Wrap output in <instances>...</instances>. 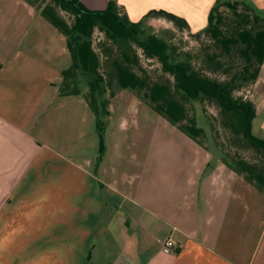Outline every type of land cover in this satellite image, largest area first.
<instances>
[{"label":"crops","instance_id":"obj_1","mask_svg":"<svg viewBox=\"0 0 264 264\" xmlns=\"http://www.w3.org/2000/svg\"><path fill=\"white\" fill-rule=\"evenodd\" d=\"M114 1L132 23L161 13L147 21L158 33L195 40L218 0ZM70 66L36 8L0 0V264H264V192L179 129L176 143H142L136 118L133 142L118 134L98 166L86 90L61 93ZM246 93L264 140V64Z\"/></svg>","mask_w":264,"mask_h":264},{"label":"trees","instance_id":"obj_2","mask_svg":"<svg viewBox=\"0 0 264 264\" xmlns=\"http://www.w3.org/2000/svg\"><path fill=\"white\" fill-rule=\"evenodd\" d=\"M25 1L36 8L66 39L71 66L63 72L61 93H81L83 91L78 88L79 82H87L89 89L84 96L95 114L100 140L98 166L107 151L101 118L110 116L108 103L100 98H104L107 87L114 81L120 90L142 92L157 113L200 144L199 139L205 131L198 126L195 116H189L184 102L216 105L225 119L223 126L235 135H241L254 151L264 157V140L253 134L255 106L246 95H240L257 82L264 64L263 11L247 1L218 0L199 39L204 36L205 41L211 43L209 48L214 47L219 52H207L205 65L197 67L191 58L179 60L177 50L164 39L145 33L147 21L153 14L161 13L152 12L141 22L132 23L119 11L114 0L109 1L105 11H91L81 0ZM223 7L228 9L229 14L222 10ZM96 30L115 46L120 42L122 47L119 48L124 49L122 62L115 60L113 63L109 81L101 73V58L94 49ZM125 44L138 47L146 59L160 63L164 76L169 78L151 84L147 71L140 66L139 56L130 54ZM205 48L202 49L203 53L207 51ZM208 73L220 74L221 78H214ZM79 76L82 77L81 81L78 80ZM116 93L113 91L111 95L114 97ZM227 159L225 154L223 160L232 170L264 192V165L260 167L242 159Z\"/></svg>","mask_w":264,"mask_h":264},{"label":"rangeland","instance_id":"obj_3","mask_svg":"<svg viewBox=\"0 0 264 264\" xmlns=\"http://www.w3.org/2000/svg\"><path fill=\"white\" fill-rule=\"evenodd\" d=\"M49 1V0H48ZM237 0H224V2H234ZM225 13L229 14V11L226 7H223ZM67 18V16L64 14ZM141 22V21H140ZM147 22L144 26L145 33L154 34L164 39L169 43L174 49L177 50V55L179 60H189L191 58L192 63L197 67H203L204 59L206 57V53L219 52L214 47L209 48L211 43L209 40L205 41L204 36L199 40L185 39L182 36L177 37H169L170 32L162 31V33H158L157 24L153 25ZM94 49L99 54L101 58V73L104 75L107 81L110 80V73L113 72V63L116 60L118 63L122 62V53L124 49L119 48L122 47V44L119 42L117 46H115L112 42L108 41L104 34L96 30L94 34ZM125 49L130 53H135L139 56L140 66L143 70L147 71L148 76L150 77V83H158L164 82L165 79H168V76H164L162 72V66L155 60H148L144 57L143 51L136 46L131 44H125ZM206 47V48H205ZM205 48L207 51L204 53L202 49ZM210 76L214 78H221L220 74H211ZM166 77V78H165ZM78 80L81 81L82 77L79 76ZM78 88L81 90L88 91L89 87L87 86V82H79ZM117 92L114 97L116 100L113 102L114 106V116L111 120L101 118L104 122V130L106 134V144H114L116 142V137L118 134H125L129 136V142L132 143L134 140V118L136 121L141 123V135H142V143L148 141L151 137L153 141H157V144H170L176 143L177 141L173 138L176 135L172 134V128L178 129L173 126L166 118H164L159 113L155 112L152 108L150 102L143 97V93H139L137 91L127 89L120 90L116 81H114L110 87H107V94L104 98H100L102 100H106L108 103V108L110 109L111 101L113 100V95L111 92ZM246 91L240 94L242 96L246 95ZM103 97V96H102ZM245 97V96H244ZM187 108V112L189 116H195L197 120V124L201 129H204L205 134L200 137L199 141L202 145L207 146L214 157H220L225 159V154L227 155V160L232 161L233 159L245 160L249 163L258 165L263 167L264 165V157L254 151L248 143L242 138L240 135H235L231 130L226 129L223 126V121L225 120L221 115L218 107L211 103L202 104L200 102H184ZM157 114V115H156ZM127 121L128 126L121 132L122 130V121ZM137 124H135L136 127ZM98 131L96 127V120L94 126V135L95 138L97 136L98 141V150L96 151L97 160L100 155V144ZM259 136V135H257ZM259 138L262 139L261 136ZM147 139V140H146ZM169 145H167L168 147ZM108 150V146H107ZM225 152V154L223 153ZM107 154V151H106ZM105 154V155H106ZM105 158V156H104Z\"/></svg>","mask_w":264,"mask_h":264},{"label":"built area","instance_id":"obj_4","mask_svg":"<svg viewBox=\"0 0 264 264\" xmlns=\"http://www.w3.org/2000/svg\"><path fill=\"white\" fill-rule=\"evenodd\" d=\"M163 246L166 248H173L175 246L174 242L171 240H168L166 242L163 243Z\"/></svg>","mask_w":264,"mask_h":264}]
</instances>
